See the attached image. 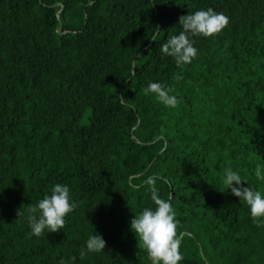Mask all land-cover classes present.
<instances>
[{
	"label": "trees",
	"instance_id": "trees-1",
	"mask_svg": "<svg viewBox=\"0 0 264 264\" xmlns=\"http://www.w3.org/2000/svg\"><path fill=\"white\" fill-rule=\"evenodd\" d=\"M209 7L228 27L193 37L198 56L178 67L160 44ZM149 83L178 107L145 95ZM257 165L264 0H0V264H151L130 229L155 208L150 178L176 212L180 264H264V226L223 183L231 167L264 194ZM57 183L78 206L35 237L17 210ZM97 233L105 251L81 258Z\"/></svg>",
	"mask_w": 264,
	"mask_h": 264
},
{
	"label": "clouds",
	"instance_id": "clouds-1",
	"mask_svg": "<svg viewBox=\"0 0 264 264\" xmlns=\"http://www.w3.org/2000/svg\"><path fill=\"white\" fill-rule=\"evenodd\" d=\"M229 22L228 16L215 12L211 7L207 10H198L193 14L182 15L179 17L182 30L178 35L168 36L167 40L160 44V51L174 58L178 67L190 64L198 56L193 37L220 36L228 27ZM158 37L159 31L151 39L157 41ZM180 79H182L181 76L176 77L177 81ZM173 91V88H165L160 83H149L145 89V95L154 94L164 106L176 109L180 101L176 95H170ZM254 175L257 180L264 181V170L259 165L255 168ZM242 181L248 184L231 167L223 169V183L227 189L247 204L252 222L258 227L264 226V194L249 184L245 187ZM146 185L155 208L146 207L135 215L130 221V229L139 238L151 264H180L184 257L180 252V239L177 231L179 221L176 218V212L169 200L159 196L155 178L148 179ZM22 206L17 210V216L25 215L26 212L31 235L42 237L45 230L48 233H55L65 228L66 217L78 205L71 199L70 188L57 183L51 188V194L44 196L35 206L28 204L27 208L21 211ZM105 247L106 241L100 234L91 235L86 241V251L82 249L80 257L84 258L87 253L103 252ZM59 264H66V261L61 259Z\"/></svg>",
	"mask_w": 264,
	"mask_h": 264
},
{
	"label": "water",
	"instance_id": "water-1",
	"mask_svg": "<svg viewBox=\"0 0 264 264\" xmlns=\"http://www.w3.org/2000/svg\"><path fill=\"white\" fill-rule=\"evenodd\" d=\"M60 10H61V8H60ZM61 26H62V25H61V22H59V26H58V29H57L58 32H61Z\"/></svg>",
	"mask_w": 264,
	"mask_h": 264
}]
</instances>
